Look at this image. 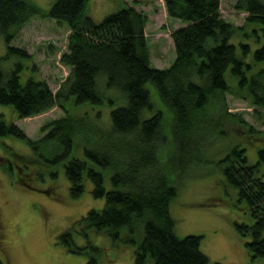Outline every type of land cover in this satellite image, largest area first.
I'll return each mask as SVG.
<instances>
[{"label":"trees","instance_id":"16d2710c","mask_svg":"<svg viewBox=\"0 0 264 264\" xmlns=\"http://www.w3.org/2000/svg\"><path fill=\"white\" fill-rule=\"evenodd\" d=\"M90 1L55 0L45 10L28 0H0L6 59L17 55L31 62L25 49L11 43L34 17L48 15L71 31L68 52L61 58L71 70L70 77L56 94L40 79L29 78L22 84L23 65L5 72L0 58L1 106L12 108L19 118L56 106L66 112L45 137L33 142L0 115V139L28 142L39 162L73 157L65 165L72 197L85 192L87 178L94 195L105 199L102 210H91L82 219L85 229L94 228L117 240L121 229L128 228L130 241L141 238L134 264H209L201 251L202 236H177L170 206L178 196L176 175L208 164L205 147L225 137L224 147H232L223 158L226 180L253 220L237 228L251 238L250 257L264 259V133L242 117L235 118L227 106V95L233 94L264 109V44L253 48L235 42L245 29L222 19L220 0H165L170 17L186 26L173 33L175 61L160 70L151 61L145 36L148 20L142 12L124 6L97 22L86 14ZM236 8L246 11L248 23L256 28L244 33L245 38H263L264 0H238ZM107 105L114 106L110 130L99 128L91 116ZM165 116L172 122L170 141L171 135L162 131ZM233 121L237 134L228 131ZM170 142L173 154L164 148ZM252 142L261 143L255 165L249 163L244 146ZM77 150L84 151L86 159L73 156ZM5 161L4 169L15 173L12 159ZM22 183L28 186L25 179ZM63 240L74 254L84 252L74 244L72 232Z\"/></svg>","mask_w":264,"mask_h":264},{"label":"rangeland","instance_id":"374dc122","mask_svg":"<svg viewBox=\"0 0 264 264\" xmlns=\"http://www.w3.org/2000/svg\"><path fill=\"white\" fill-rule=\"evenodd\" d=\"M28 1L45 10L55 2ZM237 4L238 0H220L222 19L245 29L234 38L235 42L243 41L253 48L260 47L264 44V34H260L263 36L260 39L255 36L245 38L244 33L256 28L248 23L249 14L236 8ZM124 6L133 7L147 17L145 36L152 64L160 70L169 68L176 59L173 33L185 27L186 23L170 17L165 0H91L86 14L100 22ZM70 34L66 25L48 15L34 17L11 43L12 47L25 49L31 56V62L17 55L6 59L7 44L0 34L3 69L10 72L20 63L23 65L20 72L22 84H26L29 78L40 79L56 94L70 77V68L61 62L62 56L68 52ZM115 101L119 102V99L115 98ZM227 106L235 118L242 117L259 133H264V109H257L250 101L233 94L227 95ZM113 109L114 106L107 105L91 112L99 128L111 129ZM0 115L6 123L17 125L33 142L45 137L55 121L66 117V112L56 106L42 114L19 118L12 108L0 105ZM165 119L167 116L162 122V131L170 136L172 122ZM234 121L229 122L228 131L237 134ZM164 140L167 142L168 138ZM170 140H173L172 135ZM224 140L225 137L211 140V144L205 147L209 153L208 164L193 168L183 176L176 175L180 178L175 181L178 196L170 206L176 221L175 231L179 238L202 236L201 251L208 257L209 264H264L263 258L250 257L247 243L251 238L241 234L237 228V224L251 225L253 220L245 204L238 202L237 190L226 180L223 158L232 147H224ZM260 145L259 142L244 144L252 165L258 162ZM171 147L170 142V147L164 148L173 154L174 147ZM73 156L86 159L84 151L77 150ZM6 158L12 159L15 173L4 169ZM71 158L57 162H53L55 158L46 161L41 158L39 162L36 151L28 142L0 139V264H134L135 250L141 238L130 241L132 236L128 228L121 229L117 240L94 228L85 229L82 219L91 210H102L105 199L94 195L93 185L87 178L85 192L78 198L72 197L65 169ZM18 167L24 170L20 172ZM261 171L264 173V165ZM24 179L28 186L22 183ZM107 187H111L109 181ZM68 232H72L74 244L84 248L82 254H74L70 244L63 240V235Z\"/></svg>","mask_w":264,"mask_h":264}]
</instances>
